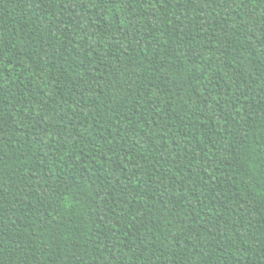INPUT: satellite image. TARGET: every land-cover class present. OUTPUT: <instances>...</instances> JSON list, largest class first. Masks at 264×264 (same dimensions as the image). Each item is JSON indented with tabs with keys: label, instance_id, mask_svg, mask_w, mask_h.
Returning a JSON list of instances; mask_svg holds the SVG:
<instances>
[{
	"label": "trees",
	"instance_id": "obj_1",
	"mask_svg": "<svg viewBox=\"0 0 264 264\" xmlns=\"http://www.w3.org/2000/svg\"><path fill=\"white\" fill-rule=\"evenodd\" d=\"M0 264H264V0H0Z\"/></svg>",
	"mask_w": 264,
	"mask_h": 264
},
{
	"label": "snow or ice",
	"instance_id": "obj_2",
	"mask_svg": "<svg viewBox=\"0 0 264 264\" xmlns=\"http://www.w3.org/2000/svg\"><path fill=\"white\" fill-rule=\"evenodd\" d=\"M253 2H255V0H253Z\"/></svg>",
	"mask_w": 264,
	"mask_h": 264
}]
</instances>
